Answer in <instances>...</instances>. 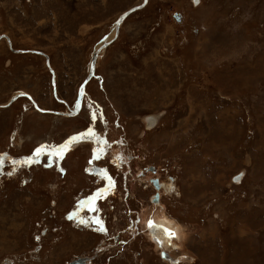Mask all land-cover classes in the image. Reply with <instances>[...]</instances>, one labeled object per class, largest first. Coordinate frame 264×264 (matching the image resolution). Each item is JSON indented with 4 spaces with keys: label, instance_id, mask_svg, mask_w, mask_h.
Masks as SVG:
<instances>
[{
    "label": "rangeland",
    "instance_id": "rangeland-1",
    "mask_svg": "<svg viewBox=\"0 0 264 264\" xmlns=\"http://www.w3.org/2000/svg\"><path fill=\"white\" fill-rule=\"evenodd\" d=\"M141 2L0 0V264H264V0H148L97 59L78 117L10 102L64 113ZM157 206L184 229L173 253L144 224Z\"/></svg>",
    "mask_w": 264,
    "mask_h": 264
},
{
    "label": "bare ground",
    "instance_id": "bare-ground-1",
    "mask_svg": "<svg viewBox=\"0 0 264 264\" xmlns=\"http://www.w3.org/2000/svg\"><path fill=\"white\" fill-rule=\"evenodd\" d=\"M120 29V27H119ZM102 54V52L98 55L100 57V55ZM98 57V58H99ZM97 58V59H98ZM17 96V95H16ZM75 107L77 108V104H75ZM40 109V108H39ZM75 110V109H74ZM41 113H44L45 111H38ZM158 116L153 115V116H146L143 121L146 124V126L148 128H151L157 123L158 121ZM150 129V130H151ZM147 130V129H146ZM163 186V185H162ZM160 188V185H159ZM159 189H156V192L158 193ZM159 195V194H158ZM159 203V197H158V201L156 203H153L155 205H157ZM159 206V205H158ZM154 207V210L149 211L150 216H147V221L146 223L144 222V224H146V228L148 229L147 231L149 232L150 236L149 238L152 239L153 242H155V244H158L157 246L165 249V250H169L170 252H174V250L177 248V244H180L183 242L184 237V229L182 226L176 224L172 219H170L166 213H164L159 207ZM154 212V213H153ZM148 213V214H149ZM146 214V213H145ZM153 220L155 225L153 228L149 229L147 227L148 221L149 220ZM164 228H168L174 232H176L178 239H173L170 241L169 237L164 233L163 229ZM183 246V245H182ZM179 250V249H178ZM181 250V249H180ZM184 251V250H183ZM179 252V251H178ZM172 256V254H171ZM167 260V258H166Z\"/></svg>",
    "mask_w": 264,
    "mask_h": 264
},
{
    "label": "water",
    "instance_id": "water-1",
    "mask_svg": "<svg viewBox=\"0 0 264 264\" xmlns=\"http://www.w3.org/2000/svg\"><path fill=\"white\" fill-rule=\"evenodd\" d=\"M148 0H142V2L137 5L134 6L128 10H126L125 12H123L116 20L115 22V27L113 29V32L111 35H108L106 37V39H104L102 41V43H100V45H98L92 52L91 57H90V61H89V68H88V75L86 80L84 81L83 85L81 86L79 93H78V102H77V108L75 107V111L74 113H77V111L79 110L80 107V102H81V97L83 94V89H84V85L85 83L89 80V78L91 77V75L94 73L95 71V65H96V61L97 58L99 57L98 55L103 52L105 50L106 47H108L117 37L118 31H119V27L122 25V23L125 21V19L132 13L141 10L142 8L145 7V5L147 4ZM53 79V78H52ZM54 80V79H53ZM17 96H15L16 98ZM14 98H12L10 100V102H12ZM150 170L153 171V168H150ZM150 183L155 187V189H159V182L157 179H150ZM158 193L156 192L155 195L153 196V203H156L158 201ZM162 258L164 259V256L162 255ZM76 264V263H75ZM77 264H83V259L79 260Z\"/></svg>",
    "mask_w": 264,
    "mask_h": 264
},
{
    "label": "flooded vegetation",
    "instance_id": "flooded-vegetation-1",
    "mask_svg": "<svg viewBox=\"0 0 264 264\" xmlns=\"http://www.w3.org/2000/svg\"><path fill=\"white\" fill-rule=\"evenodd\" d=\"M2 38H4V36L3 37H0V40L2 39ZM9 39V38H8ZM10 41V40H9ZM11 43V42H10ZM0 44H1V42H0ZM7 48L9 49V50H11L12 52H14V51H17V50H19V49H14V48H12V45L10 44V46L9 45H7ZM20 50H22V49H20ZM29 53H32V54H37V55H42L43 57H44V64H45V68L47 69V71H48V73H50V75H51V77L53 78L54 77V72L52 71V69H51V67H50V64H49V59L47 58V56L43 53H39V52H37V51H30ZM51 82H52V79H51ZM52 84V83H51ZM14 96H16V95H14ZM24 97V96H23ZM25 99H27L26 97H24ZM20 99V98H19ZM29 100V99H28ZM30 101V100H29ZM31 102V101H30ZM39 107V106H38ZM72 107H73V104H72V106L71 105H69V106H65V109H66V111L64 112V113H66L67 115H57V116H64V118H72V116L70 115V113H71V109H72ZM0 108H4L3 107V105H0ZM75 109V105H74V107H73V109L72 110H74ZM46 113H49V114H53V115H55L54 114V112L55 111H45ZM50 112H52V113H50ZM57 112H61V111H57ZM63 113V112H62ZM68 145H70L69 144V141L68 140H64V141H62V143H61V147H57L56 148V150H59V151H63V150H65V149H67V146ZM67 151H69V148L67 149ZM61 157L59 158V161H60V163H63L64 162V159H65V157L66 156H64L63 154H59ZM62 161V162H61ZM152 187L155 189V187L152 185ZM155 191H156V189H155ZM159 194V193H158ZM159 200H160V195H159ZM144 221V220H143ZM148 230V229H147ZM167 254V253H166ZM99 255H100V253L98 252V251H95L91 256H86V257H81V258H76V259H74V260H72V261H70V262H67L66 264H77L78 263V261L81 259H83V264H92V260L94 261L95 260V258H97V256L99 257ZM165 260V259H164Z\"/></svg>",
    "mask_w": 264,
    "mask_h": 264
},
{
    "label": "snow or ice",
    "instance_id": "snow-or-ice-1",
    "mask_svg": "<svg viewBox=\"0 0 264 264\" xmlns=\"http://www.w3.org/2000/svg\"><path fill=\"white\" fill-rule=\"evenodd\" d=\"M23 95V94H22ZM88 135L89 136H92L94 135V132L90 129L89 132H88ZM73 140H75V138H72ZM44 154H47L46 152H42L41 149H37L36 152H35V156H36V160H33V159H29L27 161H25V163L27 164H31V163H35L38 161V158L41 156V155H44ZM97 159H99V155H97L96 157ZM108 180H109V187H114L115 186V182L111 180L110 177H108ZM102 194L101 193H98L96 197H93V199H96V198H99ZM95 223H97L98 225H100V228L99 230L100 231H104L103 229V225H102V222L99 221V220H96ZM155 225L154 221L153 220H149L148 221V224H147V227L149 229L153 228ZM164 233L169 237L170 241L173 240V239H178V236L176 234V232L168 229V228H164L163 229Z\"/></svg>",
    "mask_w": 264,
    "mask_h": 264
}]
</instances>
